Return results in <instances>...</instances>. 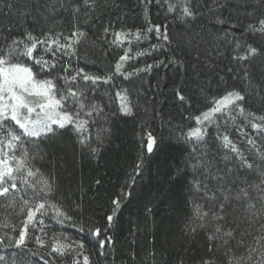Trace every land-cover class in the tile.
Returning <instances> with one entry per match:
<instances>
[{"label":"snow or ice","instance_id":"6c2138e0","mask_svg":"<svg viewBox=\"0 0 264 264\" xmlns=\"http://www.w3.org/2000/svg\"><path fill=\"white\" fill-rule=\"evenodd\" d=\"M5 3L7 5V0ZM140 3L155 4L176 15L182 24L208 17L210 22L214 18L215 24L228 26L220 34L207 29L197 32L188 28L185 35L176 39L170 37L166 25L149 24L135 32L131 29L110 32L111 26L105 27L102 39L111 35L110 43L113 45L122 47L125 43L131 45L135 42L148 43V47L134 54L131 47L125 48L112 72L103 76L88 74L83 68L72 65L73 60L80 59L78 46L82 39L87 38V33L78 23L73 24L67 36L51 29L39 36L30 30L11 36L14 29L10 12L9 24L0 28V32L8 33L0 43V198L11 200L13 205L18 199L20 213L25 217L18 235L5 233L0 236V246L12 250L11 264H29L37 255L28 247L30 242L46 249L47 258L39 256L41 264H58L60 259L73 253L77 258L72 264H89V256L81 253L85 247L83 242L68 244L61 238H50L49 243L44 239L48 236L45 230L47 218L61 225L69 223L79 233L95 237H99L102 230L77 227L59 197L60 189L55 178L50 175L48 179H37L41 176L40 169L32 161L43 159V155L30 151V147L39 149L42 142H52L58 134L70 131L75 143L82 149L86 148L89 154L98 155L104 141L111 135L110 129L104 125L116 115L133 116L137 107L130 98L131 90L121 88L114 81L118 77L131 81L142 72L169 65L175 66L178 72L183 70L186 77L181 88L174 93L181 102L188 99L181 94L188 85L200 93L202 103L208 99L211 82H216L217 90L224 92L219 98L211 99L210 107L198 115L187 117L195 121L196 127L180 130L187 158L183 161V168L176 167V173L186 174L192 170L190 188L195 189L196 198L202 201L194 202L193 214L183 222L184 229L190 234L199 230L206 233L207 258L201 257L200 264H264V147L258 146L264 145V115L245 108L252 101L260 104L257 111L264 110V63H255L264 61V44L255 40L249 43L244 39L245 34L250 33L264 40V0H211L207 5L199 4L197 0H180L179 3L140 0ZM57 5L75 17L82 8L94 11L98 3L97 0H83L82 4L66 8L65 0H56V3L44 0L43 4L37 0H26L21 5L7 6L15 8V20L20 23L42 13L54 15ZM229 5H234L237 15L242 11L249 23L243 25L222 19L225 10L229 11V16L232 15ZM144 10L147 12L148 8ZM237 28H242L239 36ZM153 35L163 44L150 43ZM225 47L231 50L232 62L226 72L231 74L233 81L245 85L240 90L234 85L222 87L224 76L219 75L217 66ZM161 48H167L171 53L168 63L162 59L132 71L126 70L129 61L151 57ZM40 76L44 78L39 79ZM101 84L118 89L115 92L119 100L117 112L107 113L108 105L96 100L95 93ZM191 99H197L195 92ZM240 118L242 126H237ZM229 124L236 134L244 137L247 148L237 147L230 138L232 129ZM93 126H98L94 135L89 130ZM213 127L214 134L211 131ZM245 129H249L251 134ZM161 143V138L151 131L146 132L144 152L151 156ZM213 148H216L215 152ZM221 150L225 152L223 157L219 156ZM143 163L144 157L141 156L135 165L136 175L141 174ZM230 164L233 167L229 168ZM241 172L244 178H240ZM249 176H255V181L248 179ZM135 182L133 178L131 184ZM29 194L30 198L26 199ZM120 202V198H116L112 205L119 207ZM76 210L79 211V204ZM234 212L238 214L233 215ZM115 216L113 211L106 217L109 227ZM12 230L17 231L15 227ZM109 242L111 238L107 237L99 241V246L103 248ZM0 264H7L4 255H0Z\"/></svg>","mask_w":264,"mask_h":264},{"label":"trees","instance_id":"16d2710c","mask_svg":"<svg viewBox=\"0 0 264 264\" xmlns=\"http://www.w3.org/2000/svg\"><path fill=\"white\" fill-rule=\"evenodd\" d=\"M25 2L26 0H7V5H21ZM37 2L43 4L44 0ZM172 2L179 3L180 0ZM210 2L211 0H197L201 5ZM52 3H56V0H52ZM82 3L83 0H65V7L70 8L72 4ZM97 3L94 11L88 12L82 8L75 17L70 11L62 10L57 5L54 15L42 13L17 23L15 8H9L5 0H0V28L9 24L10 12L11 27L14 29L11 36H18L26 30L39 36L49 29L67 36L73 24L78 23L87 33V38L82 39L79 44L80 59L73 60L72 65L74 68H83L88 74L103 76L112 72L116 60L123 54L125 48L131 47L134 54L148 47V43L135 42L131 45L125 43L122 47L113 45L110 43L113 39L111 35L102 39L105 27L111 26L110 32L128 29L135 32L136 29H143L149 24L166 25L170 37L176 39L185 35L188 28L197 32L207 29L220 34L228 26L215 24L214 18L210 22L208 17L182 24L176 15L167 13L165 9L155 4L142 5L140 0H97ZM145 7L148 8L147 12L144 10ZM229 9L232 10V15L229 16V11L225 10L221 15L222 19L243 25L249 23L243 17L242 11L240 15L236 14L234 5H229ZM241 32L242 28H237L238 36ZM5 35L8 33L0 32V43H3L2 37ZM244 39L249 43L255 40L264 44V40L258 35L245 34ZM150 43L163 44V41L153 35ZM222 52L223 58L217 66L219 75L224 76L222 87L234 85L240 90L245 85L240 81H233L231 74L226 72L227 67L232 66L231 50L225 47L222 48ZM170 54L167 48H161L151 57L144 56L129 61L125 68L132 71L133 68L154 64L162 59L168 63ZM255 63L264 61L257 60ZM185 78L183 70L178 72L172 65L167 68L154 67L148 72L140 73L131 81L118 77L114 83L131 90L130 98L137 107L133 110V116L116 115L104 125L110 129L111 135L104 141L98 155H91L86 148L82 149L75 143L70 131L58 134L52 142H42L39 149L30 147V151L43 155V159L32 161L35 167L40 169L41 176L37 179L41 177L48 179L50 175L55 178L60 189L59 197L64 201V207L69 210L68 214L73 216L77 227L102 230L100 236L95 237L79 233L69 223L61 225L54 219L47 218L45 230L48 236L44 237L46 241L50 243V238H61L68 244L83 242L85 247L81 253L89 256V264H200L201 257L207 258L205 231L199 230L195 234H190L184 229L183 222L186 217L193 214L194 202L202 203L196 198L195 189L190 188L192 170L189 169L186 174H178L176 167L179 165L183 168V161L187 158L180 130L196 127L195 121L187 117L198 115L206 107H210L211 99L219 98L224 92L218 91L217 84L213 81L210 83L208 99L202 103L200 93L188 85L181 92L188 99L181 102L174 93L181 88ZM117 90L109 85L98 86L95 98L101 104L108 105L105 109L107 113L118 111L119 100L115 97ZM194 92L197 99L192 100ZM245 108L246 111L264 115V110L257 111L260 108L259 103L249 101ZM242 123V118L238 119L237 126H242ZM97 127L89 129L93 135ZM229 128L232 129L229 132L230 138L237 147L247 148L244 137L236 134L231 124ZM245 130L250 132L249 129ZM148 131L162 139L159 149L151 156L147 155L143 148V140ZM211 131L214 134L215 128L213 127ZM258 146L264 147L259 144ZM212 150L215 152L216 148ZM224 154L223 150L219 152L220 157ZM141 156L144 157V163L141 174L136 175L135 165ZM220 166L223 167V164ZM231 167L233 165L230 164L229 168ZM239 175L240 178H244L243 172ZM133 178L136 181L134 185L131 184ZM247 178L251 181L256 179L255 176ZM97 181L100 183L97 184ZM129 192L131 195H126ZM25 198H30V194ZM116 198H120L121 202L119 207L114 208L112 200ZM77 204L79 211L76 210ZM19 206L18 199L13 205L11 200L0 198V236L5 233L9 236L18 235V229L22 227L25 218L20 213ZM148 209H151V212ZM113 211L116 212V216L109 227L106 217ZM13 227L17 231L14 232ZM29 231L31 234V228ZM107 237L111 238V242L101 248L99 241L106 240ZM28 247L37 253L29 264H41L39 256L46 257V249L39 248L31 242ZM0 255H4L7 264H11L13 258L11 249L0 246ZM76 258L73 253L70 257L60 259L58 264H72Z\"/></svg>","mask_w":264,"mask_h":264}]
</instances>
